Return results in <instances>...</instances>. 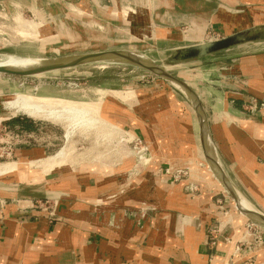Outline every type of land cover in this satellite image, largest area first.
Here are the masks:
<instances>
[{
  "label": "rangeland",
  "instance_id": "1",
  "mask_svg": "<svg viewBox=\"0 0 264 264\" xmlns=\"http://www.w3.org/2000/svg\"><path fill=\"white\" fill-rule=\"evenodd\" d=\"M61 1L0 0V59L13 53L33 58L57 57L58 52L54 47L67 43L68 38L64 33L70 31L73 32V37L74 35L78 37V41H85L92 47L68 49L60 54L123 49L134 51L147 59L162 60L164 68L169 73L185 81L198 95L202 108L201 117L205 120L208 117L207 113L212 115V111L219 108V101L225 96L231 104H236L242 99L250 101L240 106H244L245 111L253 113L255 117L264 116V88L261 90L255 88V84L264 81V62H256L260 60V57H264V42L236 46L186 62L173 59V53L177 47L219 39L230 34L229 32L233 33L245 28L264 26V20L253 22V19L251 20L247 15V12L250 13L253 10L264 12V0H134V2L130 0L125 4H122L120 0V8L115 12L110 8H97V12L94 11L89 16L80 14L83 18L73 17L70 26L59 25L58 30L45 29L39 21L43 22L46 18L48 20L50 13L57 10L54 13L55 19L63 20V13L58 12L59 7H62ZM77 1L82 2V0ZM32 2H36L39 6V15L36 11L27 9ZM101 2L112 8L108 0ZM79 7H82L81 4ZM76 9L74 13L79 15L78 11H82V8ZM97 22L103 23V26L97 25ZM253 58H258L253 64L256 67L248 65ZM100 88L135 89L136 98L142 101L139 105L143 107L146 103L147 107L148 102L151 105L149 108L151 107L152 118L157 121L152 122V134L156 136L152 138L150 148L139 137L134 136L135 143H130L128 139L133 136L123 133L119 136L120 155L133 160L134 173L138 176L143 168L148 167L145 185L142 182L136 185L135 190L140 197L149 196L150 202H143L139 209L149 210L152 215L158 210L170 207L171 201L168 199L170 190L178 194L183 189L182 193H192V196H196L201 195L203 189L206 191L209 189L213 195L214 204V210L210 215V220L214 224L209 240L210 245L214 248L220 237L231 241L229 232L233 226V217L238 211L229 193L215 180L212 167L203 156L200 136H198L199 121L195 99L167 79L122 61L88 63L39 76L21 77L0 74V93L5 94L0 95V106L7 108L4 100L12 95L21 94L56 98L65 101L68 105L89 109V106L93 105L81 101H97L103 93ZM110 92H114L113 96L119 97L134 93L129 91L124 95L118 90H107L108 94ZM139 107L137 111L143 114V109ZM97 113L92 112L88 120H86L88 117L85 119L87 115L83 116L85 122L83 120L81 124H77L81 120L76 122L75 128L68 120L52 121L41 118L44 129L38 137L30 140L39 146H47V156L61 149L63 153L57 155L51 164L41 161V164H37L38 160H31L29 157L25 158L21 167L17 166L19 162H14L16 164L14 169H16L10 173L1 174L0 178L10 179L7 182L18 184L21 193L29 195L31 185L29 183L33 175L38 173L42 194L40 198L30 199L22 196L6 197L7 192L3 191L4 195L0 194V208L14 204L24 211L37 209L47 213L48 216L55 217L58 201L53 196L47 195L55 190V185L49 183L63 180L59 174L62 168L71 171L75 169V166H81L61 165L73 159L70 156L73 151L77 154L84 151L86 145L78 143V135L81 131L84 135L91 132L92 137L94 136L91 143L97 147L99 140L97 141L96 137L98 139L100 134L105 132L111 134L114 131V128L112 130L111 127L101 123V120L105 119ZM0 115H2L1 111ZM140 115L137 116L142 121L143 118ZM160 119L161 122H159ZM110 123L114 124L111 121ZM206 123L209 130L208 122ZM164 124L167 129L163 127ZM2 125L3 122L0 120V151L1 147L9 142V144L20 145L26 140L21 135L17 139L8 138L9 134L4 133ZM65 134L67 138L64 137ZM160 135H164L162 147ZM211 142L208 146L211 152L207 153L215 157L220 164L222 163L221 166H231L230 161L222 160L217 146L213 140ZM90 157L98 161L97 154H92ZM12 160H16L12 155L2 157L0 164ZM258 162L264 163V158L258 157ZM99 166L102 165L92 167ZM159 178L162 179L163 187L156 182ZM211 178L215 180L214 184ZM229 180L231 183L234 182L233 186L242 192L243 197V193L247 194L238 180L236 181L233 177ZM164 188L167 189L164 190ZM45 193L46 196H42ZM245 219L247 218L242 215L241 221H247ZM259 224L264 225L252 219L245 223V230L236 243L235 253L231 254L226 264L257 263L258 255L264 252L262 232L264 228L261 229Z\"/></svg>",
  "mask_w": 264,
  "mask_h": 264
},
{
  "label": "crops",
  "instance_id": "2",
  "mask_svg": "<svg viewBox=\"0 0 264 264\" xmlns=\"http://www.w3.org/2000/svg\"><path fill=\"white\" fill-rule=\"evenodd\" d=\"M101 1L62 0V7H59L58 12L63 13V20L55 19L56 10L50 13L48 20L44 18L45 20L39 21V24L45 29H57L59 25H72L71 20L75 16L81 17L80 14H84L86 17L94 11L97 12V8H110L114 12L120 8V0H108L112 8L101 4ZM121 1L125 4L130 0ZM79 4L82 7H79ZM77 7L82 8V11H78L79 15L74 13ZM38 8L36 2L27 7L39 15ZM247 15L253 22L264 20L263 11L253 10L247 12ZM96 24L103 26L100 22ZM64 34L68 42L54 47L58 52L57 57L69 56L60 54L68 49L92 47L85 41H78L76 35L73 37V32L66 31ZM13 55L30 57L16 53ZM256 59L258 58L250 60L248 65L256 67L253 65ZM256 62L263 63L264 57H260ZM261 84H264V81L255 84V88L259 90L264 88ZM100 90L103 93L97 101H81L93 105V110L87 114L86 120L92 112H98L97 114L105 119L101 120V123L112 130L114 128V131L111 134L102 132L98 139L96 137V140H99L97 147L91 143L94 137L91 132L84 135L81 131L78 135V143L85 144L86 150L83 149L84 151L78 154L73 151L70 155L73 159L61 165L81 166H75L77 172L75 169L70 171L62 168L59 174L63 180L49 183L55 185V190L47 195L58 201L55 217L37 209L24 211L14 204L0 208V264H226L231 254L235 253L234 249L245 230V223L251 219L264 223V163L258 162V157L264 158V116L255 117L253 113L246 112L244 106H240L250 101L242 99L236 104H231L225 96L220 99L219 108L214 109L212 115H208L205 109L209 130L206 123L207 134L204 136V142L201 140L198 123L203 156L209 162L208 165H211L215 180L229 193L238 211L233 217V226L229 232L231 241L220 237L213 248L209 240L211 231L214 230V224L210 220L214 204L209 189L207 191L203 189L202 194L196 196H192V193H182L183 189L178 194L170 190L168 192L170 207L158 210L152 215L149 210L139 209L143 202H150L149 196L140 197L135 190L136 185L142 182L145 185L148 167L143 168L138 176L134 173L133 160L120 155L119 136L123 133L139 137L150 148L152 138L156 136L152 134V122L157 121L152 118L151 107L149 108L151 105L148 102L147 107L146 103L143 107L139 105L142 101L136 98L135 89L100 88ZM107 90H118L124 95L129 91L134 93L119 97L113 96L114 92L108 94ZM137 107L143 109V114L137 111ZM0 111L2 126L7 131L17 132L26 139L20 145L13 146L12 157L16 160L10 162H19L17 166L21 167L25 158L29 157L31 160H38L37 164L40 161L51 164L57 155L63 153L61 149L47 156V146H39L31 141L44 129L43 119L13 112L3 106H0ZM137 115L142 116V121ZM197 119L199 121V117ZM163 127L167 129L165 124ZM163 136L160 135L161 147L164 142ZM211 140L217 146L222 160L230 161L231 166H221L222 163L207 153L211 152L208 147L212 143ZM162 152L164 153L163 150ZM92 154H97L98 161L90 157ZM93 165L102 166L95 168ZM33 176L29 183L31 184L29 195L22 194L18 184L7 182L10 180L8 178H0V194L4 195L3 191H6V197L40 198L41 180L38 173ZM232 177L244 186L247 193H243L244 197L242 192L235 189L234 182H230L229 179ZM149 178L151 180V176ZM215 180L212 179V184ZM156 182L163 187L161 178L156 179ZM229 190L236 196L237 202L243 199L248 208L237 205ZM42 196H46V193ZM238 213L240 215H237ZM242 215L247 221H241ZM259 225L261 229L264 228V225ZM262 232L264 234V229ZM256 262L264 264V252L258 255Z\"/></svg>",
  "mask_w": 264,
  "mask_h": 264
},
{
  "label": "water",
  "instance_id": "3",
  "mask_svg": "<svg viewBox=\"0 0 264 264\" xmlns=\"http://www.w3.org/2000/svg\"><path fill=\"white\" fill-rule=\"evenodd\" d=\"M258 42H264V26H261L260 28H245L225 35L219 39L178 47L173 53V59L178 62H186L200 59L236 46ZM112 61H122L143 68L150 73L165 78L174 86L189 94L191 98L195 99L194 103L197 110V116L199 117L201 140L204 142V136L207 134L205 126L206 120L204 117H201L202 108L198 95L185 81L169 73L167 69L164 68L163 61L160 59H147L143 55L131 50L110 49L50 59L40 58L39 62L20 66L0 64V74L21 77L39 76L42 74L69 69L88 63ZM229 192L231 191L229 190ZM231 194L233 195L232 192ZM233 196L237 202L236 196Z\"/></svg>",
  "mask_w": 264,
  "mask_h": 264
},
{
  "label": "bare ground",
  "instance_id": "4",
  "mask_svg": "<svg viewBox=\"0 0 264 264\" xmlns=\"http://www.w3.org/2000/svg\"><path fill=\"white\" fill-rule=\"evenodd\" d=\"M39 61L40 58L35 57L8 55L0 59V64L20 66ZM4 104L7 108L12 109L13 112H21L32 118L50 119L52 121H60L61 119L68 120L71 122L73 127L74 125L76 127L77 124H81L82 120L84 121L83 116L89 114V112L93 110V106H89V109L80 108L75 105H68L65 101L56 98L31 97L21 94L10 96L9 99L4 100ZM80 120L81 122L79 123L78 121ZM76 122L78 123L76 124ZM15 165L16 164L14 162L0 164V175L14 169ZM237 205L248 208L243 199H239Z\"/></svg>",
  "mask_w": 264,
  "mask_h": 264
},
{
  "label": "built area",
  "instance_id": "5",
  "mask_svg": "<svg viewBox=\"0 0 264 264\" xmlns=\"http://www.w3.org/2000/svg\"><path fill=\"white\" fill-rule=\"evenodd\" d=\"M2 130L4 131V133L9 134V135H7L8 138L10 137L11 139H13V138L14 139H17V138L20 137V135L17 132H13V133L12 132H9V131H7V129L5 127H3ZM135 140L136 139L134 137H130L128 139V141L130 143H135ZM9 143H7V145H4L3 147H1L2 150L0 151V158H2V157H8V156L12 155V148L15 145L13 143L12 144H9ZM145 150H146V148H145ZM3 155H5V156H3Z\"/></svg>",
  "mask_w": 264,
  "mask_h": 264
},
{
  "label": "trees",
  "instance_id": "6",
  "mask_svg": "<svg viewBox=\"0 0 264 264\" xmlns=\"http://www.w3.org/2000/svg\"><path fill=\"white\" fill-rule=\"evenodd\" d=\"M23 129H26V127H23ZM28 130V129H27Z\"/></svg>",
  "mask_w": 264,
  "mask_h": 264
}]
</instances>
